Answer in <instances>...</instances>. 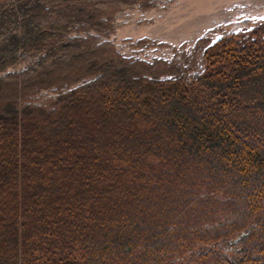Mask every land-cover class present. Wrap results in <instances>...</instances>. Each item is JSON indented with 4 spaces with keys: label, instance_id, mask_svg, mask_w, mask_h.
Returning a JSON list of instances; mask_svg holds the SVG:
<instances>
[{
    "label": "trees",
    "instance_id": "1",
    "mask_svg": "<svg viewBox=\"0 0 264 264\" xmlns=\"http://www.w3.org/2000/svg\"><path fill=\"white\" fill-rule=\"evenodd\" d=\"M136 5L0 0V264H264V18L148 65Z\"/></svg>",
    "mask_w": 264,
    "mask_h": 264
},
{
    "label": "rangeland",
    "instance_id": "2",
    "mask_svg": "<svg viewBox=\"0 0 264 264\" xmlns=\"http://www.w3.org/2000/svg\"><path fill=\"white\" fill-rule=\"evenodd\" d=\"M183 1L184 0H156V7L144 9L143 11L138 10V6L118 10L115 13L116 17H114L113 19L114 28L112 27L109 35L98 36V33H95L94 36L102 40L110 39L114 46H116L121 51V54L125 57V59H131V53H134L135 57L142 56V51L146 49L144 44L150 42L152 43V45L156 43H158V45H174L173 47H175V49L172 50V53H174V58L171 61H164L162 58H159V60L161 61L171 63L175 58L177 60H182V55L184 54L186 57H189V60H192L194 61V63H196L198 62L197 56L198 59L201 60L202 54L200 53L198 55L196 54L191 56L190 53L200 39L208 37V43L211 41H216L221 37V32L223 31L241 32L245 29H251L252 23L250 22L264 18V13L261 15H245L244 11L246 7L240 3L234 2L228 7L225 6V11L227 13H236V16L233 20L227 23L221 22L215 24L212 27L205 29L201 34H198L194 38H182V36H184V34H181L183 30L180 31V29L176 28V23H174V25L172 26V30L169 32L167 31V29L172 24L169 23L168 27L166 26L165 28H161L164 31L160 32L164 33V35H148L147 32L149 31L147 30L149 28H154L156 26L160 27L162 24H164L162 22L169 21V17L166 16V14L177 8ZM135 11H137V14L135 13ZM136 17V26L133 27ZM116 20H118L120 23L116 24ZM156 30H158V28ZM175 37L177 38V40L175 39ZM134 41L136 42L134 43ZM123 49H127L129 52H122ZM131 49L133 50V52ZM136 60L145 62L144 60L140 59ZM21 68L23 67L20 66L16 68V71H19ZM54 94L55 93L53 92L52 88L43 89L37 93H34L30 99L34 104L40 105L43 103H48V98L53 97Z\"/></svg>",
    "mask_w": 264,
    "mask_h": 264
},
{
    "label": "bare ground",
    "instance_id": "3",
    "mask_svg": "<svg viewBox=\"0 0 264 264\" xmlns=\"http://www.w3.org/2000/svg\"><path fill=\"white\" fill-rule=\"evenodd\" d=\"M234 2L240 3L246 7L244 11L245 15H261L264 13V0H184L177 8L166 14V16L169 17V21L162 22L164 24L160 27L156 26L154 28H149L147 30L149 32L147 33L148 35L152 34L156 36L164 35V33L160 32L164 31L161 28L168 27L170 23L172 25L167 29L169 32L172 30L174 23H176V28L180 29V31L183 30L181 34H184V36H182V38H194L205 29L215 24L221 22L227 23L233 20L236 13H227L225 11V6L228 7ZM136 20L135 18L134 22ZM157 28L158 30H156ZM175 39L177 40L176 37ZM160 50L161 46L156 47L152 54L154 56L144 63L152 65L156 60L155 54ZM8 71L11 72L12 69Z\"/></svg>",
    "mask_w": 264,
    "mask_h": 264
},
{
    "label": "built area",
    "instance_id": "4",
    "mask_svg": "<svg viewBox=\"0 0 264 264\" xmlns=\"http://www.w3.org/2000/svg\"><path fill=\"white\" fill-rule=\"evenodd\" d=\"M156 1V0H155ZM136 6H138V5H136ZM135 7V6H134ZM138 10H141L140 9V7L138 6V8H137ZM136 9V10H137ZM141 11H143V10H141ZM126 12H128V11H126ZM135 13L137 14V11H135ZM114 17H116V14H115V16ZM136 19H137V17H136ZM137 21V20H136ZM136 21L134 22V25H133V27H135L136 26ZM115 23L117 24V23H120L118 20H116L115 21ZM113 28H114V20H113ZM93 35H95V33H93V32H91ZM102 40V39H101ZM103 41H110L111 42V40L109 39V40H104L103 39ZM136 41H134V43H135ZM112 43V42H111ZM112 45H113V47L115 48V51L118 53V54H120L121 55V57H123V58H125L122 54H121V51L116 47V46H114V44L112 43ZM144 46H145V48L146 49H144L143 51H142V56H138V57H135V54L133 55L131 52V56H132V58L131 59H140V60H144L145 62L146 61H148L152 56H154V55H152L153 54V52H154V50H155V48L156 47H158V46H161V45H158V43H156V44H153L152 45V43H150V42H148V43H145L144 44ZM130 49V48H129ZM173 49H175V47H173V46H161V50L160 51H158L156 54H155V56H156V59H159V58H162L164 61H171L173 58H174V53H172V50ZM132 50V49H131ZM122 52H129L127 49H123L122 50ZM132 52H133V50H132Z\"/></svg>",
    "mask_w": 264,
    "mask_h": 264
}]
</instances>
